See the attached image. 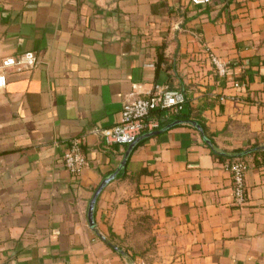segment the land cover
Here are the masks:
<instances>
[{
	"label": "crops",
	"instance_id": "0c3cea01",
	"mask_svg": "<svg viewBox=\"0 0 264 264\" xmlns=\"http://www.w3.org/2000/svg\"><path fill=\"white\" fill-rule=\"evenodd\" d=\"M28 51L36 67L0 88V264H264V0H0V60ZM155 84L182 91L213 150L247 164L246 201L234 204L224 162L179 124L137 143L92 229L88 203L127 147L100 131ZM73 139L77 177L61 162ZM139 213L153 250L131 259L115 243Z\"/></svg>",
	"mask_w": 264,
	"mask_h": 264
},
{
	"label": "built area",
	"instance_id": "2783aa9c",
	"mask_svg": "<svg viewBox=\"0 0 264 264\" xmlns=\"http://www.w3.org/2000/svg\"><path fill=\"white\" fill-rule=\"evenodd\" d=\"M193 5H207L211 0H190ZM208 58L218 77L227 74V63L213 53ZM37 58L34 52H24L18 56L4 57L0 60V88L6 84L10 70L31 69L36 67ZM242 84L235 83L234 87ZM186 104L185 94L165 85L155 84L145 97L136 98L123 104L118 122L112 127L102 129L101 135L107 145H128L144 132L160 128L162 117L176 116ZM61 162L64 169L72 176H79L86 165V158L80 139H73L64 151ZM224 170L232 181V198L234 204L241 206L247 198L245 174L247 164L243 160H232L223 164Z\"/></svg>",
	"mask_w": 264,
	"mask_h": 264
},
{
	"label": "water",
	"instance_id": "95a60500",
	"mask_svg": "<svg viewBox=\"0 0 264 264\" xmlns=\"http://www.w3.org/2000/svg\"><path fill=\"white\" fill-rule=\"evenodd\" d=\"M179 124H181L179 121H173V122L165 125L164 127L158 129V130L141 134L133 142H131L130 144L127 145L126 150H125V153L123 155V159H122L120 165L115 169V171H113L107 177H105V178L102 179V181L99 183V185L94 190V192H93V194L91 196V199H90V201L88 203L87 220H88L89 226L92 229H94V226H95V223H94V207H95L96 201H97L100 193L103 191V189L111 181H113L118 176V174L122 170H124V168L126 166V163H127V160H128V157H129L130 153L132 152L133 148L137 145V143H139L143 139H146V138H149V137H152V136L159 135L160 133L165 132L169 128H171L173 126H176V125H179ZM191 125L199 131V133L203 137L204 141L212 148L211 141L204 136V132H203V129L201 128V126L199 124H197L196 122H193ZM247 152H249V151H247ZM243 154H246V153H242L241 155H243ZM241 155H238V156L241 157ZM114 249L116 251H119L116 248H114Z\"/></svg>",
	"mask_w": 264,
	"mask_h": 264
},
{
	"label": "rangeland",
	"instance_id": "374dc122",
	"mask_svg": "<svg viewBox=\"0 0 264 264\" xmlns=\"http://www.w3.org/2000/svg\"><path fill=\"white\" fill-rule=\"evenodd\" d=\"M132 222L133 229L130 230V233L133 236L131 240H123L115 244L118 245L121 252H124L131 259H135V257L146 259L145 254L153 250L152 243L144 237L150 232L151 222L144 213L136 214L134 218L132 217Z\"/></svg>",
	"mask_w": 264,
	"mask_h": 264
},
{
	"label": "trees",
	"instance_id": "16d2710c",
	"mask_svg": "<svg viewBox=\"0 0 264 264\" xmlns=\"http://www.w3.org/2000/svg\"><path fill=\"white\" fill-rule=\"evenodd\" d=\"M173 121H179L181 124H192L193 122H196L205 131V127L200 117L199 111H195L187 105H185L183 109L174 117ZM211 154L214 159H216L219 162H224V163L230 162L232 160H243L242 158H235L233 156H227L222 153H218L213 149H211Z\"/></svg>",
	"mask_w": 264,
	"mask_h": 264
}]
</instances>
